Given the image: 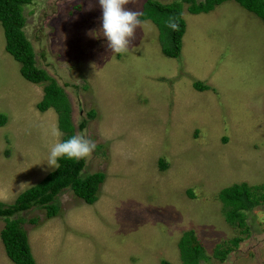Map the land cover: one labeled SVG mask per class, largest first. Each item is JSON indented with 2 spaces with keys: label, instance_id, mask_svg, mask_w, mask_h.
Listing matches in <instances>:
<instances>
[{
  "label": "rangeland",
  "instance_id": "obj_1",
  "mask_svg": "<svg viewBox=\"0 0 264 264\" xmlns=\"http://www.w3.org/2000/svg\"><path fill=\"white\" fill-rule=\"evenodd\" d=\"M143 2L125 7L140 12ZM186 5L176 58L160 51L149 18L128 52L113 53L98 0H32L22 7L35 65L63 89L74 135L96 144L81 172L104 173L92 204L65 188L55 216L37 207L18 214L36 218L22 223L35 264H181L177 243L188 229L208 257L199 264H264V200L244 213L243 229L226 221L217 198L233 183L264 182V24L234 0L196 14ZM193 80L210 88L198 91ZM41 86L20 75L0 25L5 203L52 170L47 158L57 118L52 108L35 107ZM90 109L94 117L78 129ZM234 236L238 243L216 259L213 247ZM0 264H13L1 241Z\"/></svg>",
  "mask_w": 264,
  "mask_h": 264
},
{
  "label": "trees",
  "instance_id": "obj_2",
  "mask_svg": "<svg viewBox=\"0 0 264 264\" xmlns=\"http://www.w3.org/2000/svg\"><path fill=\"white\" fill-rule=\"evenodd\" d=\"M32 0H0V25L4 37V50L19 63V73L26 80L41 83L42 96L36 103L39 111L52 108L56 113L57 127L62 135L60 141H66L74 136V126L70 118V106L63 89L55 80L35 65L32 47L25 37L22 26L24 17L22 7ZM225 0H172L167 3L158 0H144L139 12L140 20L149 18L157 28V36L161 44L160 51L167 57L176 58L180 52L181 37L184 32L185 22L181 17L182 4L186 3L189 13L209 12L215 5ZM244 9L261 18L264 24V0H234ZM177 18L179 30L167 26L169 18ZM167 41V44H164ZM192 86L198 91L210 87L200 80H193ZM94 110L85 113L86 119L80 120L78 129L83 128L87 119L93 118ZM5 118L0 115V125ZM59 169L51 170L37 182L20 191L12 202L0 201V218L3 224L0 228V241L6 256L13 264H35L27 241L26 231L22 223L25 221L34 224L36 218L27 220L20 212L31 207L43 208L45 217L50 218L57 214L59 202L57 195L65 188L81 198L85 203L92 204L98 198V187L104 180L101 171L82 174L84 159H69L60 157ZM158 167L162 170L166 164L162 159L157 160ZM221 202L223 214L227 222L234 220L238 227H246L245 212L250 211L260 201L264 200V182L259 185H249L242 181L222 187L217 192ZM231 219V220H230ZM239 241L238 236L231 237L217 243L212 250V255L222 260L233 245ZM181 264H199L206 260L202 245L193 237V230H184L177 243ZM157 264H171L161 259Z\"/></svg>",
  "mask_w": 264,
  "mask_h": 264
},
{
  "label": "clouds",
  "instance_id": "obj_3",
  "mask_svg": "<svg viewBox=\"0 0 264 264\" xmlns=\"http://www.w3.org/2000/svg\"><path fill=\"white\" fill-rule=\"evenodd\" d=\"M98 2L102 10V30L108 47L115 54L128 52L136 38V30L142 24L139 18L141 14L125 7L132 0H98ZM167 26L174 31L179 30L178 19L169 18ZM50 134L57 138L50 147L47 158V165L53 170L60 168L58 163L60 157L79 160L90 157L96 148L95 142L83 133L71 136L66 141H60L59 137L62 133L58 127L53 126Z\"/></svg>",
  "mask_w": 264,
  "mask_h": 264
}]
</instances>
